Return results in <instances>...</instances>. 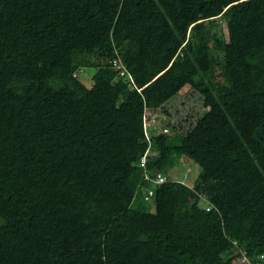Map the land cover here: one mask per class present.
Instances as JSON below:
<instances>
[{"label":"trees","instance_id":"1","mask_svg":"<svg viewBox=\"0 0 264 264\" xmlns=\"http://www.w3.org/2000/svg\"><path fill=\"white\" fill-rule=\"evenodd\" d=\"M197 78L208 109L158 130ZM182 160L186 185L170 181ZM263 254L264 0H0V264Z\"/></svg>","mask_w":264,"mask_h":264},{"label":"rangeland","instance_id":"2","mask_svg":"<svg viewBox=\"0 0 264 264\" xmlns=\"http://www.w3.org/2000/svg\"><path fill=\"white\" fill-rule=\"evenodd\" d=\"M212 14L213 9L210 5L203 11L202 17L207 19ZM220 22L222 30L226 32L225 20L221 19ZM90 71L94 73L95 70L91 69ZM90 75V73L85 75L87 82H90ZM213 96L211 89L203 78L190 80L165 105L160 107V112L162 110L164 113L158 112L153 119L157 121L158 126H161L162 122L165 121L177 125L183 131H187L208 109V103L213 100H210ZM174 170L171 177L182 181H192L198 173L197 165L189 160H182ZM243 263L242 258H236L233 261V264Z\"/></svg>","mask_w":264,"mask_h":264},{"label":"built area","instance_id":"3","mask_svg":"<svg viewBox=\"0 0 264 264\" xmlns=\"http://www.w3.org/2000/svg\"><path fill=\"white\" fill-rule=\"evenodd\" d=\"M161 132L163 133H168L169 132V127L167 126H161V129H160ZM143 133H144V137H145V140L147 142H150L151 140V137H152V134H151V131H150V124L149 122L146 120V118L144 117L143 118ZM150 154V148L149 146L147 147V149L145 150V152L143 153V155L141 156V159H140V164L141 166H145V162H146V158H147V155ZM147 178H150L148 176H146ZM154 183H164L168 180L167 176H165L164 174H161V173H158L156 175V177L152 178L151 179ZM153 196V191L152 189H148L144 195L142 196V198L147 201L148 203L151 201V198ZM236 243V242H234ZM242 249V246L240 247ZM261 258H264V254L261 255ZM242 261H244L243 264H249V261L246 260V258L242 257Z\"/></svg>","mask_w":264,"mask_h":264},{"label":"clouds","instance_id":"4","mask_svg":"<svg viewBox=\"0 0 264 264\" xmlns=\"http://www.w3.org/2000/svg\"><path fill=\"white\" fill-rule=\"evenodd\" d=\"M139 90V89H138ZM180 91V90H179ZM167 102V101H166ZM165 102V103H166ZM164 103V104H165ZM160 110V109H159ZM162 112V111H161ZM162 113H164V112H162ZM144 118V117H143ZM146 118V120L147 121H149V119H148V117H145ZM153 120H155V119H153ZM152 125H154V123L152 122V124H150V128L152 127ZM167 126L166 125V122L165 121H163L162 122V124H161V126ZM168 127V126H167ZM142 128H143V121H142ZM158 130H160V129H158ZM144 134V133H143ZM144 139H145V137H144ZM158 174V173H157ZM156 174V175H157ZM161 174H164V173H161ZM156 175H155V177H156ZM165 175V174H164ZM165 176H167V175H165ZM167 178H168V180L166 181V182H168L169 181V177L167 176ZM171 180L170 181H174V182H180V183H184L185 185L187 184V182H189L190 180H187V181H182V180H178L177 178H170ZM260 259H263V258H261V255H260Z\"/></svg>","mask_w":264,"mask_h":264}]
</instances>
